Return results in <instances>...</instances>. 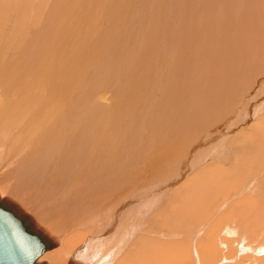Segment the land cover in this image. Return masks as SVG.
<instances>
[{
	"label": "bare ground",
	"instance_id": "obj_1",
	"mask_svg": "<svg viewBox=\"0 0 264 264\" xmlns=\"http://www.w3.org/2000/svg\"><path fill=\"white\" fill-rule=\"evenodd\" d=\"M215 187L218 235L264 241V0H0V264L176 263Z\"/></svg>",
	"mask_w": 264,
	"mask_h": 264
},
{
	"label": "rangeland",
	"instance_id": "obj_2",
	"mask_svg": "<svg viewBox=\"0 0 264 264\" xmlns=\"http://www.w3.org/2000/svg\"><path fill=\"white\" fill-rule=\"evenodd\" d=\"M103 133H104V131H103ZM149 140H150L149 141L150 143L153 142V139H149ZM150 147L152 148V146H150ZM150 147L148 149L146 148L147 151H149V153L152 150ZM148 154L147 155L145 154V156H143V157H141L140 159L137 160L138 162H140L139 164L137 163L136 159H132L131 158L133 155L132 156L130 155L131 157H128V159L127 158L124 159V160H126L125 162H128V161H133V162L130 163V166H127L128 163L125 165L126 168L128 167L127 169L125 168L126 171L122 170L123 166H121L122 169L120 167H118L119 169L116 170V171H118V173L116 171H114V173H116L115 177L117 179H119V178L125 176V178H126L127 176H130L132 174L131 176H133L134 178L135 177L137 178L138 175H141L139 170H138L139 167L137 166V164L141 165V166H144L143 164L144 163L146 164L145 161H149L150 160V157H149ZM142 160H144V162ZM115 162H120V158H118V160L116 159ZM114 164L115 165L117 164L116 167L120 165L119 163H114ZM111 172H113V170H111ZM128 174H130V175H128ZM108 175H109V172H108ZM141 176H142L141 178H138L139 179L137 181L138 183L142 182L140 180H142L143 177L145 178L146 174H145V176L143 174ZM129 178H131V177H129ZM100 182H102V181H100ZM133 185L134 186L136 185V187L138 186L136 182H134ZM96 186H99L97 188V190L99 189L98 192H101L102 186L100 185L99 182H98V184ZM96 186L93 185V186L90 187V184H85V186H82V187L85 190L89 188L87 191L89 192V190H90V192H92L91 189L96 187ZM117 187H119V185H117ZM222 189L223 188L217 189V187H215L213 189L214 193L211 194V197H212V201H214V202L210 201L211 206H212L211 209L208 212H203V216H201L197 222L193 221V224H189L188 233H187V235L184 236V238L182 236H180V238L179 237L176 238V249H175L176 250V252H175L176 253V263H174L173 261H170L169 264H173V263L174 264H220V263L222 264L226 258L229 259V261L225 260L224 264H236L237 263L236 259H238L237 256L239 255V247L240 246H242L240 248V250L245 248L244 253L240 254L241 255L240 258L241 259H245V258L246 259H248V258L251 259L250 257L252 256V253L249 252L250 247H254V246H257L258 244L260 245V244L264 243V241L261 240L262 239L261 236H260L261 239L259 240L260 242H258V243L257 242H253L254 245H252V244L250 245L249 242H246L244 239H239L238 240L237 239L238 237H235V236H227V235H223V234L218 235L220 233V231H221V228L225 227L226 225L237 223L236 220H233L231 210L227 211L223 215V217H222L221 211L217 212V213H219L217 217H215V218L211 217V214H212V211H213V206H215V204H216V202H215L216 199L221 198L222 199L220 201V203H221L222 201H225V199H227V197H228L225 194L227 189L224 188L223 192H220V190H222ZM218 191L220 192V194H222V196L218 195ZM115 192H116V190H112L106 196H103V194L101 195V193H100L101 198H99V200L100 199L101 200H100V204L98 202L97 206L100 207L102 205L101 207H103L105 205L106 206L105 208L108 209V212L111 211L114 207L112 206L113 203H110L111 201H108V199ZM216 194L218 195V197H217ZM166 196H167V194H166ZM166 196L164 195L163 197H166ZM93 197L94 196H92L91 199H93ZM113 197H115V196L113 195ZM202 197H203V193L201 191H197L195 196H194L193 203L192 202L187 203L188 206L190 207V209H195L197 203L199 202L200 198L202 199ZM244 197H245V193H241V194H239L238 197H235L232 200V203H230V204L238 203L239 201L243 200ZM49 205H50V202L46 199L45 203H44V205L42 207L43 219L39 221L40 224H42L45 227H47V225L49 224L50 220H53L52 224L48 227V230H47L46 234H50L51 233L50 231L52 229H55L59 224H61L62 223L61 220L64 219V213H62V210H61V217H58L59 213L56 212V210H50ZM37 211H38V209H37ZM156 211L157 210L149 212L144 217V220H149L153 215H155ZM201 223H206V224H201ZM195 224H197V225L201 224V225H203V227L204 226L205 227L202 228V226H201V228H200L199 227L200 225H198V231H196V230H194L192 228ZM256 226L257 227H253L252 226V228L250 229V232L252 234H254L255 237L257 236V233H258L257 231L259 230L258 226H260V223L256 222ZM45 229H47V228H45ZM156 229H158L161 232L163 237L167 236L168 233L170 232L167 229L161 228V226H159V225H157ZM199 230H202L203 232L202 231L199 232ZM136 232H138V231H136ZM191 233H193V234H191ZM254 236H252V238H255ZM219 238L224 239L225 241L227 240L226 242L228 244H226L225 246L222 245L220 243V241H219ZM165 241L164 242L167 243V241H169V240H165ZM53 242H49L47 245H50V243H53ZM235 242H237L238 244L236 245ZM42 244H43V242H42ZM52 248L53 247H51L49 251L53 250ZM241 251H243V250H241ZM170 252L173 255V252L171 250H170ZM258 255L259 254H257V256ZM259 257H264V254L263 255L262 254L259 255ZM234 258H236V259H234ZM240 260H238V261H240ZM115 261H117V259H114V262ZM152 262L153 261H151V262H149L147 264H151ZM133 264H138V262L137 263L135 262ZM157 264H159V263H157Z\"/></svg>",
	"mask_w": 264,
	"mask_h": 264
},
{
	"label": "water",
	"instance_id": "obj_3",
	"mask_svg": "<svg viewBox=\"0 0 264 264\" xmlns=\"http://www.w3.org/2000/svg\"><path fill=\"white\" fill-rule=\"evenodd\" d=\"M8 209H9V208H8ZM10 213H11V212H10ZM38 241H39V238H38ZM41 241H42V240H41ZM40 245H42V242L39 241V246H40ZM44 246H45V244H44ZM44 246H41V247H40L39 252H40L41 250H43V247H44ZM38 258H39L38 255H35V254H34V255H31L30 258H29V260H28V263H30V264H37L36 261L38 260ZM34 261H35V262H34ZM45 263H46L45 261L40 262V264H45Z\"/></svg>",
	"mask_w": 264,
	"mask_h": 264
}]
</instances>
